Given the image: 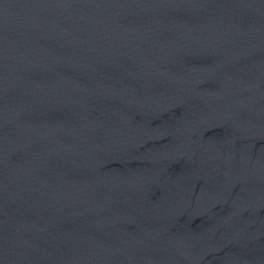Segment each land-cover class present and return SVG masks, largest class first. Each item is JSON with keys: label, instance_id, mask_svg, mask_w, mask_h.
I'll return each instance as SVG.
<instances>
[{"label": "water", "instance_id": "water-1", "mask_svg": "<svg viewBox=\"0 0 264 264\" xmlns=\"http://www.w3.org/2000/svg\"><path fill=\"white\" fill-rule=\"evenodd\" d=\"M0 264H264V0H0Z\"/></svg>", "mask_w": 264, "mask_h": 264}]
</instances>
